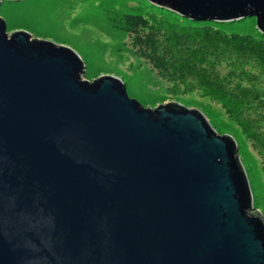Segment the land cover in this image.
<instances>
[{
	"label": "water",
	"instance_id": "95a60500",
	"mask_svg": "<svg viewBox=\"0 0 264 264\" xmlns=\"http://www.w3.org/2000/svg\"><path fill=\"white\" fill-rule=\"evenodd\" d=\"M146 1L192 23L255 18L264 36V0ZM84 68L0 18V264H264L234 138Z\"/></svg>",
	"mask_w": 264,
	"mask_h": 264
},
{
	"label": "rangeland",
	"instance_id": "374dc122",
	"mask_svg": "<svg viewBox=\"0 0 264 264\" xmlns=\"http://www.w3.org/2000/svg\"><path fill=\"white\" fill-rule=\"evenodd\" d=\"M166 11L146 0H21L4 1L0 5V18L5 21L8 33L24 31L35 39L73 50L84 63L82 79L85 81L91 82L101 76L118 77L123 81L128 96L144 107L178 102L186 108L199 110L218 134H226L223 129L234 132L238 155L252 192L255 208L252 213L257 211L264 218L262 159L246 138L220 110L213 108L207 98H202L199 91L177 95L182 96L179 98L168 95L166 83L148 64L132 54L128 35L118 27L125 15L146 17ZM213 26L228 34L255 39L262 37L256 28L255 18Z\"/></svg>",
	"mask_w": 264,
	"mask_h": 264
},
{
	"label": "trees",
	"instance_id": "16d2710c",
	"mask_svg": "<svg viewBox=\"0 0 264 264\" xmlns=\"http://www.w3.org/2000/svg\"><path fill=\"white\" fill-rule=\"evenodd\" d=\"M118 27L128 35L132 54L166 83L168 95L199 91L246 138L264 171V36L228 34L169 11L128 14Z\"/></svg>",
	"mask_w": 264,
	"mask_h": 264
},
{
	"label": "clouds",
	"instance_id": "9594fccd",
	"mask_svg": "<svg viewBox=\"0 0 264 264\" xmlns=\"http://www.w3.org/2000/svg\"><path fill=\"white\" fill-rule=\"evenodd\" d=\"M241 160V159H240ZM241 163H242V161H241ZM242 165H243V163H242ZM245 170V169H244ZM247 175V174H246ZM255 210V208L253 207V209H252V212ZM259 213V212H258ZM260 214V213H259ZM261 215V214H260Z\"/></svg>",
	"mask_w": 264,
	"mask_h": 264
}]
</instances>
